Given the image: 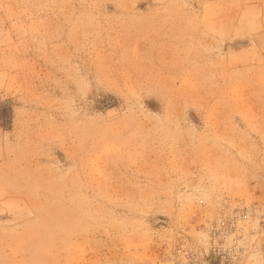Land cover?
Instances as JSON below:
<instances>
[{
	"label": "rangeland",
	"instance_id": "rangeland-1",
	"mask_svg": "<svg viewBox=\"0 0 264 264\" xmlns=\"http://www.w3.org/2000/svg\"><path fill=\"white\" fill-rule=\"evenodd\" d=\"M264 247V0H0V264H177Z\"/></svg>",
	"mask_w": 264,
	"mask_h": 264
},
{
	"label": "built area",
	"instance_id": "built-area-1",
	"mask_svg": "<svg viewBox=\"0 0 264 264\" xmlns=\"http://www.w3.org/2000/svg\"><path fill=\"white\" fill-rule=\"evenodd\" d=\"M240 252L236 240L227 242L224 237H220L214 239L208 252L200 259L196 253L183 250L182 254L186 260L178 261L177 264H242ZM261 264H264V247Z\"/></svg>",
	"mask_w": 264,
	"mask_h": 264
}]
</instances>
